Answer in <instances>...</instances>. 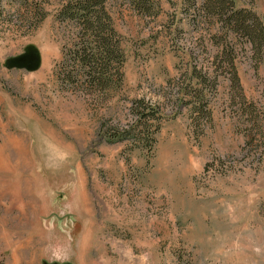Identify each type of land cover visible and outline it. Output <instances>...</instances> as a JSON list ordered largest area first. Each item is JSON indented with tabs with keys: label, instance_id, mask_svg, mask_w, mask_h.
Instances as JSON below:
<instances>
[{
	"label": "rangeland",
	"instance_id": "1",
	"mask_svg": "<svg viewBox=\"0 0 264 264\" xmlns=\"http://www.w3.org/2000/svg\"><path fill=\"white\" fill-rule=\"evenodd\" d=\"M148 1L109 0L125 63L102 84L63 59L61 0H0V264H264V60L207 0ZM141 100L153 148L108 140Z\"/></svg>",
	"mask_w": 264,
	"mask_h": 264
},
{
	"label": "trees",
	"instance_id": "2",
	"mask_svg": "<svg viewBox=\"0 0 264 264\" xmlns=\"http://www.w3.org/2000/svg\"><path fill=\"white\" fill-rule=\"evenodd\" d=\"M129 1L139 13L150 14L148 10H151V5L148 0ZM208 3L213 13L225 23V27L246 38L255 51L253 56L257 58L258 63L262 62L264 60V52L261 54V51H264L263 18L253 9L236 6L235 0H207ZM108 5L109 0H61L58 11L60 21L66 25L79 27L78 34L72 36L73 46L64 53L63 59L66 64L68 63V68L76 71L83 70L87 75L92 76L95 82L102 84H108L107 82L111 81L113 70L117 71L116 80L121 83L122 68L125 63L120 33ZM222 53L225 56H217V59H221L220 65L223 66L227 62L228 67L231 68L235 64L234 59L228 58L230 55H227L226 49H223ZM193 69L194 74L197 73L198 66H194ZM230 70L233 80L240 84L237 67L235 66V71L233 67ZM192 74L190 78H193ZM137 103L140 111L136 113L131 125L123 129L106 131L108 140L112 142L139 140L142 143L146 140L148 148L151 149L155 145V134L160 129L158 121L160 117L157 115L159 110L143 100ZM198 103L201 106V103ZM152 120H157L154 125L151 123ZM139 127H142L139 132L143 133L144 137L140 133L135 135L132 133Z\"/></svg>",
	"mask_w": 264,
	"mask_h": 264
}]
</instances>
